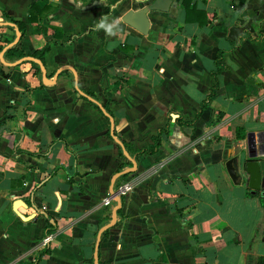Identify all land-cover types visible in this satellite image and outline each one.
Returning a JSON list of instances; mask_svg holds the SVG:
<instances>
[{"label": "crops", "instance_id": "1", "mask_svg": "<svg viewBox=\"0 0 264 264\" xmlns=\"http://www.w3.org/2000/svg\"><path fill=\"white\" fill-rule=\"evenodd\" d=\"M151 2L0 0V264H32L45 248L38 264H94L98 232L117 204L104 205L112 178L132 163L81 92L133 150L172 122L155 154L128 152L136 170L114 190L130 183L132 191L101 235L99 264L264 258V199L226 169L248 156V134L264 154V0H193L205 26L184 22L182 0L151 11L148 34L122 21ZM32 4L41 12L30 23ZM3 13L25 23L19 39ZM104 15L120 20L118 35L95 30ZM46 45L44 64L31 60ZM12 48L25 58L6 59ZM217 63L218 88L197 117Z\"/></svg>", "mask_w": 264, "mask_h": 264}, {"label": "water", "instance_id": "2", "mask_svg": "<svg viewBox=\"0 0 264 264\" xmlns=\"http://www.w3.org/2000/svg\"><path fill=\"white\" fill-rule=\"evenodd\" d=\"M176 0H152V2L138 10H128L122 16V21L129 25L130 27L138 30L142 34H148L150 29L151 20L149 13L151 11H160V12H168L170 11L173 3ZM17 39L20 38V32L16 30ZM17 39L14 41L16 43ZM3 63H6L3 59V54L0 56ZM36 62H39L37 59H31ZM42 78L44 83L50 84L51 82L47 79L46 71L42 67ZM84 96L88 97L90 100L94 101L100 107L101 111L104 115L110 120V134L111 136L118 142L122 149L123 155L128 158L132 166L128 169H125L121 172L116 173L111 181L110 185V194L115 196L114 186L117 179L125 174L132 173L136 170V160L132 158L123 143L118 140L114 134V120L113 117L108 113L102 105L96 102L93 98L89 97L85 93L81 92ZM251 135H247L248 145V156L245 158L243 155H236V157L229 159L226 162L227 172L234 183H240L246 185L249 189L259 192L261 198L264 199V154L262 152H258L254 149L253 143L251 140ZM116 206L112 210V217L108 224L104 225L98 232L97 240L95 244V252H94V264H99V245L101 241V235L106 230L114 227L117 221L118 210L121 208V199L116 196Z\"/></svg>", "mask_w": 264, "mask_h": 264}, {"label": "trees", "instance_id": "3", "mask_svg": "<svg viewBox=\"0 0 264 264\" xmlns=\"http://www.w3.org/2000/svg\"><path fill=\"white\" fill-rule=\"evenodd\" d=\"M182 5H183L184 11H185L184 22L186 24L197 23L199 26H205L208 24L209 20L207 18L206 11L198 8L197 4L195 2H193V0H182ZM40 12L41 11L36 4L30 5V13L28 16V21L30 23L36 22L37 21V13H40ZM3 15H4V18L6 20L10 21L12 23V25L17 29V31L20 32L21 36H23L25 34L26 26H25L24 22L16 21V20L12 19L7 14L3 13ZM49 49H50V47L48 45H46L42 49L36 51L32 56L44 64V56H45L46 52L49 51ZM5 57L8 60H12L13 57H16L17 59L25 58V55L22 53H19L16 49L12 48V49H7V51L5 52ZM220 58H221V56L218 53L217 61H219ZM32 64H35V63H32ZM223 69H224V66L217 63L216 69L214 71H212V76L214 77L216 84L214 85V87H212L210 94L208 96H206L205 100L202 102L201 108L199 110V113L197 114V117L206 108L208 100L214 94V90H216L218 88V75ZM194 121H195V119L192 121H184L181 117L176 120V122L181 126H192V127L194 125ZM171 126H172V122H171V118H170L167 125L164 128L160 129L158 131L157 135L154 136L153 144L147 148H142L140 150H133L128 145V143H126L125 141L122 140V143H123L124 147L126 148V150L129 153H131L132 155H134L135 157H138L139 155H143V154H148V155L155 154L157 152L160 144H161L162 136L163 135L168 136L171 133ZM237 138L238 139L244 138V131L243 130L240 133L238 132ZM120 154L122 155L121 150H120ZM48 252H49V248H45L44 250L39 251L36 254L35 260L32 264H38L41 257L45 253H48ZM260 264H264V258L260 259Z\"/></svg>", "mask_w": 264, "mask_h": 264}, {"label": "clouds", "instance_id": "4", "mask_svg": "<svg viewBox=\"0 0 264 264\" xmlns=\"http://www.w3.org/2000/svg\"><path fill=\"white\" fill-rule=\"evenodd\" d=\"M116 5H112L115 9ZM96 31H103L108 36H116L120 33V20L118 18H110L107 15L101 16L95 25Z\"/></svg>", "mask_w": 264, "mask_h": 264}, {"label": "built area", "instance_id": "5", "mask_svg": "<svg viewBox=\"0 0 264 264\" xmlns=\"http://www.w3.org/2000/svg\"><path fill=\"white\" fill-rule=\"evenodd\" d=\"M115 196H113L112 194H109V196L104 200V205L105 206H111L113 203L116 202V196L120 197V199L123 196H126L127 193H129L130 191H132V185L130 183H124L122 185H119L117 188H115ZM53 237L52 235H48L46 238L43 239V243L46 246H49V244L52 242Z\"/></svg>", "mask_w": 264, "mask_h": 264}]
</instances>
